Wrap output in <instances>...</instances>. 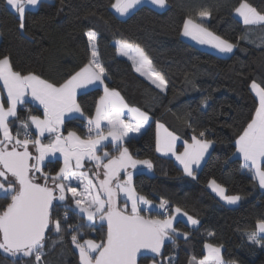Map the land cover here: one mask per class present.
Returning <instances> with one entry per match:
<instances>
[{
	"label": "trees",
	"instance_id": "obj_1",
	"mask_svg": "<svg viewBox=\"0 0 264 264\" xmlns=\"http://www.w3.org/2000/svg\"><path fill=\"white\" fill-rule=\"evenodd\" d=\"M241 2L167 0L164 11L142 6L121 19L112 8L115 0H51L42 2L36 10H28L21 29L19 15L5 0H0V58L8 56L15 71L31 72L49 82L63 83L88 62L91 46L86 33L94 31L107 86L118 91L128 105L151 117L142 135L123 144L133 158L150 160L153 165L148 173L141 172L146 168L143 165L135 169L138 171L133 180L136 192L156 206L150 207L152 210L149 206L142 208V213L165 218L158 205L166 200L167 215L179 207L199 220V226L193 229L183 220L177 221L174 226L177 234L165 241L163 255L144 257L139 264H194L193 258L198 261L206 255L204 246L209 243L221 246L223 259L231 264H264V246L247 238L248 233L256 230L257 220L264 219V192L251 173L246 174L248 170L242 167V160L235 157V141L258 107L251 83L255 81L264 87V25L243 26L235 16ZM246 2L264 14V0ZM205 9L211 11V16L197 22L236 45L232 55L220 63L207 60L201 48L182 37L188 16L196 18ZM117 41L143 49L164 76L165 92L139 75L129 60L118 56ZM101 95L103 88H94L78 96L86 116L94 115ZM26 105L30 108L26 112L42 115L41 110ZM26 112L21 111L19 119L10 122L14 133ZM85 122L83 118L68 119L63 131H75L84 137L86 132L81 125ZM157 123L164 124L183 141L191 142L193 135L212 141L213 149L194 176H188L172 158L158 153ZM201 131L205 132L204 137L199 136ZM182 148L180 144L178 149ZM104 150L118 154L111 144ZM85 163L83 170H90L91 176L103 170L96 169L94 162ZM45 165L44 171L54 175L62 167V161L56 159ZM124 178L125 173L121 172L120 179ZM212 180L229 195L240 196L241 203L235 207L225 204L209 188ZM68 195L66 201L55 202L52 215L61 221L62 232L55 233L50 227L41 264H80L79 250L72 244L71 236L76 234L81 242L84 239L99 242L105 236L106 224L101 227L98 219L92 223L94 229L88 227L90 222L75 211L74 201ZM9 202L0 199V210ZM119 202L122 206L123 200ZM66 207L71 208L67 221L64 220ZM184 233H188L186 238ZM0 264L36 262L34 257H12L0 250Z\"/></svg>",
	"mask_w": 264,
	"mask_h": 264
},
{
	"label": "snow or ice",
	"instance_id": "obj_2",
	"mask_svg": "<svg viewBox=\"0 0 264 264\" xmlns=\"http://www.w3.org/2000/svg\"><path fill=\"white\" fill-rule=\"evenodd\" d=\"M40 0H6L7 5L19 14L21 29L24 28L26 6H35ZM144 0H115L112 8L121 16L143 3ZM159 8L167 6V0H149ZM235 12L242 18L244 25H264V14L257 12L246 0L240 3ZM210 10H201L196 18L189 15L183 23L182 35L190 37L201 45H210L220 53H231L235 44L209 31L202 22L210 17ZM91 45L88 62L66 79L56 84L42 79L29 72L22 74L13 69L8 56L0 58V81L6 90L7 107L0 99V199L10 202L0 210V250L4 254L16 257H34L36 264H41L44 255L46 232L52 226L55 233H61V221L53 219L54 201L64 202L69 193L74 201L75 211L86 214L87 226L95 228L91 222L97 218L106 223V233L99 242L95 239H84L82 242L76 234L71 242L79 250L80 264H138L143 253H161L166 240L174 239L177 229L173 227L176 215L181 214L179 207L168 213V201L161 200L158 207L166 213L165 218L142 215L141 204L152 206V201L139 195L132 183L137 165L153 167L150 160H136L132 157L123 142L129 133H138L149 117L139 108H131L115 89H110L105 81V68L99 59L97 34L86 33ZM245 37H241L244 39ZM121 55L132 60L135 70L145 76L157 88L166 90L164 76L155 69L151 59L143 49L132 48L126 41H119ZM135 51L136 55H130ZM90 86L103 87V95L96 102L94 115L86 116L77 95L85 94ZM251 89L259 100L255 115L242 130L235 141L237 152L243 157L242 167L258 179L259 186L264 188V87L255 81ZM30 97L43 108V118L29 115L20 120L15 133L10 127V118L19 119L17 106L24 105ZM205 105L207 101L204 102ZM134 114L133 119L125 118L124 110ZM79 114L86 120V135L81 137L75 131L63 134L66 118ZM191 127V124H189ZM34 128L36 135L33 136ZM47 134V135H46ZM200 137L205 132L199 133ZM47 142H44V140ZM180 138L169 131L163 124L157 123V151L176 155V142ZM192 143L183 141L184 151L176 155L188 176H194L193 165L199 166L212 141L191 137ZM112 144L117 155L104 151L105 142ZM29 146L36 153L29 150ZM102 151L103 155L97 152ZM57 153L63 157V166L54 174L44 171V162ZM95 162V168H103L91 177L89 171H82L85 161ZM121 172L126 179L121 180ZM82 185V190L72 186V181ZM115 181V184L113 182ZM210 187L230 204L237 203L238 195H225V189L210 182ZM123 193V205H120L119 194ZM130 201V211H129ZM66 207L64 220L68 219ZM192 225L199 220L183 213ZM71 228V225H68ZM80 228V225L76 226ZM256 230L248 233L247 238L255 244L264 246V219L256 222ZM185 238L188 233L183 234ZM59 239L63 240V235ZM207 254L200 260L193 258L194 264H231L221 254V246L205 244Z\"/></svg>",
	"mask_w": 264,
	"mask_h": 264
},
{
	"label": "crops",
	"instance_id": "obj_3",
	"mask_svg": "<svg viewBox=\"0 0 264 264\" xmlns=\"http://www.w3.org/2000/svg\"><path fill=\"white\" fill-rule=\"evenodd\" d=\"M6 1V0H5ZM42 2H51V0H40V2L37 4V5H35V6H26V9H25V13L28 11V10H36L39 6H40V4L42 3ZM9 6V5H8ZM142 6H149V7H152L153 9H155V10H157V11H164V10H166L167 9V6L165 7V8H159L158 6H155V5H152L151 3H149V0H144V2L143 3H141V4H139V5H137L136 6V8H134V9H131L130 11H129V13L127 14V15H125V16H121L119 13H117L116 11H115V9H113L114 11H115V13H116V15L118 16V17H120L121 19H126V18H128L129 16H131L138 8H140V7H142ZM10 7V9L11 10H13L15 13H16V11H15V9H13L11 6H9ZM18 14V13H17ZM19 15V14H18ZM25 16V15H24ZM235 16H236V18L239 20V21H241L242 22V18L241 17H239V15L235 12ZM242 24H243V22H242ZM243 26H245V27H256V26H262V25H260V24H257V25H244L243 24ZM210 31V30H209ZM182 37L184 38V40H187L188 42H190V43H192V44H194V45H196L197 47H199V48H201L204 52H205V57H206V59L207 60H209V61H211V62H217V63H220V62H223V61H225L227 58H229L230 57V55H232V53L234 52V50L236 49V47L233 49V51L231 52V53H220L218 50H216V49H214V48H212L210 45H201V44H199L197 41H195V40H193V39H191L190 37H186V36H183L182 35ZM0 41H1V34H0ZM118 42V41H117ZM117 42H115V46L117 47V53H118V56L120 57V58H123V59H127V60H129L131 63H132V60H130L129 58H128V56H124V57H122V56H120V50H119V44L117 43ZM132 46V48L133 49H135V47L136 46H134V45H131ZM129 54L130 55H133V56H135L136 55V53H135V51H130L129 52ZM133 64V63H132ZM135 68V67H134ZM138 74L139 75H141L139 72H138ZM142 76V75H141ZM143 78H145L147 81H149L150 83H151V81L150 80H148L145 76H142ZM104 83L106 84V82L104 81ZM154 85V84H153ZM155 86V85H154ZM156 87V86H155ZM94 88H103L102 86H100V87H96V86H90V88L87 90V91H89V90H91V89H94ZM159 89V88H158ZM159 90H161V89H159ZM166 90H167V87H166ZM166 90H164V91H162V92H165ZM251 91H252V93L254 94V96L256 97V99L258 100V97L256 96V94H255V92L251 89ZM80 94L78 93V95H77V101H78V96H79ZM121 95V94H120ZM122 96V95H121ZM123 97V96H122ZM0 99H5L6 100V102H7V99H6V90L3 88V82L2 81H0ZM124 101H125V99H124ZM3 102H4V100H3ZM126 102V101H125ZM127 103V102H126ZM5 104V103H4ZM25 104H29V105H31V106H33V107H35V108H37V109H39V110H41V112H42V115H36L35 113H33V112H26L25 113V118L26 117H28L29 115H36V116H40L41 118H43V108H42V106H40V105H38L35 101H32L31 100V98L30 97H28V98H26V103ZM258 105H259V100H258ZM20 106H22V105H18L17 106V116L19 117V115H20V113H21V110H20ZM5 107H7V104L5 105ZM129 107H131V108H135V107H132V106H130L129 105ZM124 112H125V118L126 119H129V120H131V119H133V117H134V114H132V113H130L129 111H128V109H125L124 110ZM143 112V111H142ZM148 117H149V119H148V121H147V123H145L144 125H143V127L141 128V130H140V132H138V133H129V137H126L125 138V140H124V142H123V144L127 141V140H129L130 138H132V137H139L140 135H142V133L145 131V129L147 128V126L149 125V123L151 122V117L148 115ZM73 118H80L79 117V114H73ZM69 118H66L65 119V121L66 120H68ZM71 119V118H70ZM17 121V119H14V118H10V122L11 121ZM18 123V122H17ZM160 124H162V123H160ZM19 124H17V126H18ZM164 125V124H163ZM165 126V125H164ZM10 127H11V123H10ZM166 127V126H165ZM63 128H64V126H63ZM167 128V127H166ZM11 129H12V127H11ZM168 129V128H167ZM169 130V129H168ZM12 131H13V129H12ZM170 131V130H169ZM14 133V132H13ZM77 133V132H76ZM32 134H33V136H35L36 135V132H35V130H34V128L32 129ZM63 134L64 135H67V133H64V131H63ZM78 134V133H77ZM47 135V134H46ZM78 135H80V134H78ZM81 136V135H80ZM81 137H83V136H81ZM179 137V136H178ZM180 138V137H179ZM198 139H203V138H198ZM44 142H47V140L45 139L44 140ZM188 143H192V141L191 142H188ZM108 144H111V143H109V142H105V145H108ZM180 144H183V140L180 138L179 140H177V142H176V155H178V154H180V153H182L183 151H184V147L181 149V150H179L178 149V147H179V145ZM112 145V144H111ZM213 143L211 144V146L208 148V150L205 152V154H204V157H203V159L200 161V164H199V166L197 167V166H195V165H193V172H194V175H195V173L196 172H198L201 168H202V166L204 165V163H205V161H206V159H207V157L209 156V154H210V152H211V150L213 149ZM29 148H30V150L31 151H33V154H36L35 152H34V149H32V147L31 146H29ZM104 150V149H103ZM105 151V150H104ZM161 156H164V157H169V158H172L174 161H175V163L184 171V169H183V165L176 159V155H174V154H172V153H167V154H165L164 152H158ZM97 154L98 155H103V152L102 151H99L98 150V152H97ZM235 157H237V158H240L241 160H242V162H243V157L237 152V150H236V152H235ZM56 159H60L61 161H62V166H63V157H62V155L61 154H59V153H57V155L55 156V157H50L49 159H46L45 160V162H44V165L47 163V162H49V161H54V160H56ZM85 162H87V160L85 161ZM95 163V162H94ZM83 170V169H82ZM185 172V171H184ZM186 173V172H185ZM251 173V172H250ZM187 174V173H186ZM251 175L254 177V175L251 173ZM255 178V177H254ZM256 179V181H257V183H258V185H259V182H258V179L257 178H255ZM209 185H210V183H209ZM219 185V184H218ZM209 188L211 189V191L213 192V193H215L225 204H227V205H229V206H232V207H235V206H238L240 203H241V199L237 202V203H235V204H230V203H228L226 200H224L217 192H215V191H213V188L212 187H210L209 186ZM224 188V187H223ZM259 188H260V190L261 191H263L264 192V188H262V187H260L259 186ZM225 189V188H224ZM120 195V194H119ZM225 195H229L228 193H227V191H226V189H225ZM120 199H122L121 198V195H120ZM123 200V199H122ZM147 206L145 205V208H146ZM150 207H156L154 204L152 205V206H149L148 208L150 209ZM150 210H152V208L150 209ZM177 218H181V220H185V222L191 227V228H193V229H195V228H197L198 226H199V224L198 225H192L191 224V222L190 221H188V219H187V217L186 216H184L183 215V212H181V214H179L178 215V217ZM176 218V219H177ZM205 253L207 254V249L205 248ZM221 254H222V248H221Z\"/></svg>",
	"mask_w": 264,
	"mask_h": 264
},
{
	"label": "rangeland",
	"instance_id": "obj_4",
	"mask_svg": "<svg viewBox=\"0 0 264 264\" xmlns=\"http://www.w3.org/2000/svg\"><path fill=\"white\" fill-rule=\"evenodd\" d=\"M184 39V38H183ZM187 41V40H186ZM96 42H97V40H96ZM119 42V41H118ZM97 44V43H96ZM91 46V45H90ZM140 48V47H139ZM145 53V52H144ZM120 56H122V57H124V55H121V53H120ZM134 159H136V158H134ZM136 160H139V159H136ZM86 164V163H85ZM86 166V165H85ZM138 166H141V165H137V167ZM82 171H89V170H82ZM100 172H101V176H100V179H102V177H103V171L104 170H99ZM148 171H149V169L146 167V168H144L143 170H141V172H147L148 173ZM132 173H133V176H132V183H133V180H134V177H135V175L138 173V171H135V170H133V171H131ZM89 176L91 177V175H90V172H89ZM124 179H126V175H125V178ZM123 179V180H124ZM72 186H74V187H78V191H81L82 190V185H79V183L77 182V181H72ZM134 186V185H133ZM70 194V193H69ZM71 195V194H70ZM120 195H121V198L123 199V193H120ZM229 206V205H228ZM140 207L141 208H144V209H146L145 208V205H143V204H141L140 205ZM232 207V206H231ZM129 211H130V201H129ZM82 215H84L85 217H86V214H82ZM142 215H143V213H142ZM178 217V215H176V218ZM162 219V218H161ZM97 220H98V218L95 220V221H93V222H91V223H95V222H97ZM179 220H181V218H177V219H175L174 221H173V227L175 226V224H176V222L177 221H179ZM184 222H185V220H184ZM7 255H9V254H7ZM19 255V254H18ZM17 255V256H18ZM153 264H155V263H153Z\"/></svg>",
	"mask_w": 264,
	"mask_h": 264
},
{
	"label": "water",
	"instance_id": "obj_5",
	"mask_svg": "<svg viewBox=\"0 0 264 264\" xmlns=\"http://www.w3.org/2000/svg\"><path fill=\"white\" fill-rule=\"evenodd\" d=\"M29 150H30V148H29ZM30 151H31V150H30ZM33 155H35V154H33ZM119 196H120V195H119ZM55 202H56V201H54V205H55ZM105 224H106V223H105ZM50 227H51V225H50ZM49 230H50V228H49ZM49 230H48V231H49ZM48 231L46 232V236H47ZM164 247H165V243H164L163 248L161 249V253L158 255L159 257L163 255ZM144 257H153V258H155V257H157V255L154 254V253H143V254L141 255L139 261H138V264H139L140 260H141L142 258H144ZM13 259H14V258H13Z\"/></svg>",
	"mask_w": 264,
	"mask_h": 264
},
{
	"label": "built area",
	"instance_id": "obj_6",
	"mask_svg": "<svg viewBox=\"0 0 264 264\" xmlns=\"http://www.w3.org/2000/svg\"><path fill=\"white\" fill-rule=\"evenodd\" d=\"M29 109H30L29 106L26 105V104L20 106V110H21V111H25V112H26V111H29ZM81 127H82V128L85 130V132H86V122H85L84 124H82ZM246 174H247V175H250L249 171H247ZM167 207H168V206H167ZM168 210H169V208H168ZM163 213L166 214V213L164 212V210H163Z\"/></svg>",
	"mask_w": 264,
	"mask_h": 264
}]
</instances>
